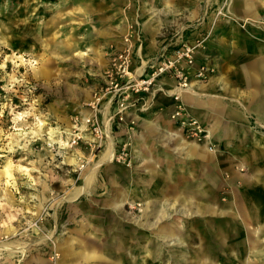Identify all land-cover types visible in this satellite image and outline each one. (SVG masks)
<instances>
[{
	"label": "rangeland",
	"instance_id": "rangeland-1",
	"mask_svg": "<svg viewBox=\"0 0 264 264\" xmlns=\"http://www.w3.org/2000/svg\"><path fill=\"white\" fill-rule=\"evenodd\" d=\"M243 6L0 0V264H264V91L250 87L253 58L229 50L237 30L264 32V0ZM191 34L221 79L183 99L192 126L170 118L183 135L143 139L136 122L131 165L109 144L61 148L126 38L136 63Z\"/></svg>",
	"mask_w": 264,
	"mask_h": 264
},
{
	"label": "built area",
	"instance_id": "built-area-1",
	"mask_svg": "<svg viewBox=\"0 0 264 264\" xmlns=\"http://www.w3.org/2000/svg\"><path fill=\"white\" fill-rule=\"evenodd\" d=\"M200 46V40L169 46L147 61L139 73L130 40L126 38L124 47L112 53L110 57L105 81L95 90L93 99L89 103L91 112L77 114L73 118L72 126L62 131L61 139L65 140L62 141L61 148L86 145L96 150L107 146L113 136V127L107 125L101 117V112L107 106L114 108L110 120L119 129L124 127L129 136L137 121L133 117L129 118L128 113L140 100H143L145 95L152 98L159 93L171 96L174 100V108L170 118L183 125L192 126L194 120L186 112L183 94L192 89L194 81L206 80L212 72L209 65L197 61L196 52ZM163 77L173 79L174 85L168 87L162 81ZM142 109L147 108L143 106ZM112 149L111 155L115 160L131 165L129 141L115 139L112 142ZM84 162L82 160L81 168L84 167ZM2 241L3 237L0 235V243ZM58 256L59 254L55 253L52 259Z\"/></svg>",
	"mask_w": 264,
	"mask_h": 264
},
{
	"label": "crops",
	"instance_id": "crops-1",
	"mask_svg": "<svg viewBox=\"0 0 264 264\" xmlns=\"http://www.w3.org/2000/svg\"><path fill=\"white\" fill-rule=\"evenodd\" d=\"M261 2V0H242V4H244L243 8H245L247 6L248 9H253V7H255V4L258 2ZM255 18H259L260 17V12L258 11V13H256ZM36 27V26H35ZM44 28V30H46L47 28V23L45 22L43 25H38L37 28ZM42 32V31H41ZM256 33V32H255ZM264 37V32H261L260 30L258 31L257 35L254 37H250V36H246L244 34H241L238 30L236 31V35H235V39L234 41H232L233 43V48L229 49L227 46H225L226 48L223 49V47L220 48V53L221 55L228 54V49L230 51H233L235 53H237L236 55H244V56H248L250 55L251 58H253V61L251 63V66L249 67V70H251V77H252V82L250 84V87H252V91L254 94L258 93L260 91H264V39L261 41L259 39L260 36ZM49 35H39V33L35 36V40L38 41L39 38L41 39H45L48 38ZM182 37V36H181ZM181 37H176V35H172L171 37H167L165 39H163L162 43L159 44L158 49L155 50V54L154 56L157 54H159L161 51H163L165 48L169 47V46H176L182 42H185L184 39H182ZM257 37V38H256ZM198 36L191 34L190 37L187 39V41L189 42H194L196 40H198ZM226 40H228L227 38H225ZM231 39H229V41H231ZM202 49L199 48L196 52V57H197V61L198 63H203V64H207V65H212L213 60L211 59V54H202ZM210 53V50L208 51ZM150 56L145 55L142 59L141 62H137L136 61V66L139 68L138 72L140 73L143 69V67H145L146 62L149 61ZM210 58V59H209ZM228 61V59H227ZM216 62V61H214ZM140 64V65H139ZM217 64V63H216ZM239 64V63H238ZM109 66V60L107 62V64L103 67V69L99 72V79L97 80V84H95V86L93 87V92L100 87L104 81H105V73L106 70L108 69ZM239 70V67H238ZM221 79V77H219V75L214 76L211 75L209 76L208 79L203 80V81H195L192 85V89L186 93L183 94V99L185 102H187V98L190 97L191 95H195L196 91L198 92L199 90L201 91H205L207 92L208 95H210V93H212L213 90H216L217 87H215L217 85V83L219 82V80ZM162 81L168 86L171 87L174 85V80L169 78V77H163ZM237 87V85H236ZM92 92V93H93ZM94 94V93H93ZM93 94L91 96V99L89 100H84L81 102L79 110L81 111V113L83 114H89L91 112V108L89 107V103L90 101L93 99ZM258 96V95H257ZM173 105H174V100L171 96H166L163 94H158L155 98H152L148 95H145L143 100H140V102L138 103L137 106H134L131 111H129L128 113V117H133L136 119L137 121V126L139 128V137L140 138H145L147 140H155V139H170V140H174L175 138H178L179 136L183 135V133H181V131L179 130V128L177 127V125H175L171 119H170V113L173 109ZM145 106L147 109L143 110L142 107ZM114 113V108L111 107H105V109H103V111L101 112V117L104 120V122L107 125H111V127H113V136L111 137V140L109 141V145L108 147H110L108 153L110 152L112 153L113 149H112V142L115 139H120V140H125L128 137V133L126 132V129L124 127H122L121 129H119L115 123H113L110 118ZM237 116V115H236ZM239 117L243 118L242 115H239ZM226 134L230 131L225 130ZM237 132H242V130L240 129H236L234 130L233 133H237ZM232 133V134H233ZM132 134V132L130 133ZM135 137H137V131L134 132L132 134ZM227 136H229L227 134ZM233 136V135H231ZM237 137V136H236ZM228 138V137H226ZM61 151L65 152V151ZM196 152L199 155L202 156H206L205 155V146L204 145H199L196 147ZM68 152H65V154ZM134 200V198H129L128 200ZM59 249H60V253L62 255L63 252V247L62 244H59ZM61 259V258H60ZM57 260L58 262L60 261Z\"/></svg>",
	"mask_w": 264,
	"mask_h": 264
},
{
	"label": "bare ground",
	"instance_id": "bare-ground-1",
	"mask_svg": "<svg viewBox=\"0 0 264 264\" xmlns=\"http://www.w3.org/2000/svg\"><path fill=\"white\" fill-rule=\"evenodd\" d=\"M111 147V146H110ZM110 147H109V149H110Z\"/></svg>",
	"mask_w": 264,
	"mask_h": 264
}]
</instances>
